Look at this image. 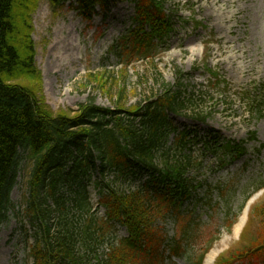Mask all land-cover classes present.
<instances>
[{"label": "rangeland", "instance_id": "obj_1", "mask_svg": "<svg viewBox=\"0 0 264 264\" xmlns=\"http://www.w3.org/2000/svg\"><path fill=\"white\" fill-rule=\"evenodd\" d=\"M164 1L173 31L149 55L121 57L122 39L134 16L133 5L123 1L97 8L93 20L84 21L69 4L54 11L48 0H39L32 15V40L41 74L40 93L53 114L73 116L91 98L96 106L112 110L118 91H125V106L137 105L159 93L161 83L176 90V75L182 72L180 95L192 96L194 104L181 113L170 112L168 117L180 131L191 130V138L198 135L183 151L194 161L186 177L197 188L181 208L200 221V232L186 253L170 257L164 250L161 264H192L190 259L194 262L200 254L196 251L215 239L213 247L221 252L228 249L223 257L231 251H246L264 228L251 213L241 241L226 228L244 199L264 184V4L260 8L264 0ZM205 69L219 77L209 76ZM89 75H100L104 82H95ZM196 113L205 120H198ZM173 142L174 134H170L164 149L174 148ZM227 142L240 144L242 155L231 154ZM22 154L0 226V264L32 261L28 248L34 243L36 228L24 211L32 163ZM91 174L86 185L93 211L99 216L104 209L95 206L106 183L127 191L144 180L117 179L109 173L98 186V174L93 170ZM69 191L62 187L68 197L72 196ZM262 197L264 192L254 201ZM69 217L75 226L80 223L77 210L72 209ZM156 227L166 239L163 251L175 234L173 217L159 218ZM115 228L117 238L126 236L124 228ZM107 251L99 248L97 261L90 263L105 264L102 255Z\"/></svg>", "mask_w": 264, "mask_h": 264}, {"label": "trees", "instance_id": "obj_2", "mask_svg": "<svg viewBox=\"0 0 264 264\" xmlns=\"http://www.w3.org/2000/svg\"><path fill=\"white\" fill-rule=\"evenodd\" d=\"M48 1L54 10L70 1L84 21H91L96 7L103 9L108 3ZM126 1L134 4V28L122 39L121 57L149 55L172 31L166 1ZM38 3L0 0V225L21 150L32 163L24 208L37 230L35 245L30 249L32 264H90L97 259L96 255L90 256L108 240L113 222L125 227L128 237L117 245L111 243L105 264H161L160 249L165 239L154 224L169 211L176 231L165 249L175 256L186 252L200 232V221L189 212L177 210L197 188L185 176L194 166L191 157L183 153L189 133L177 132L168 118L169 112L181 113L194 104L190 98L181 99V72L176 90L161 83L159 93L137 105L125 106V91H118L113 110L96 106L91 98L73 116L53 114L41 96V74L35 65L32 15ZM89 77L104 82L100 75ZM195 116L205 119L200 113ZM171 133L175 134L174 148L166 150L164 145ZM237 152L240 155L241 151ZM71 160L72 165L65 171ZM96 160L102 175L109 169L127 176L136 171L149 174L139 190L119 193L111 189L102 194L100 203L106 219L91 213L83 185ZM62 187L70 189L72 196H66ZM72 209L81 214L77 226L69 217ZM252 218L264 226V199L253 206ZM257 237L251 240L253 245L248 250L232 253L217 264L264 261V228Z\"/></svg>", "mask_w": 264, "mask_h": 264}, {"label": "bare ground", "instance_id": "obj_3", "mask_svg": "<svg viewBox=\"0 0 264 264\" xmlns=\"http://www.w3.org/2000/svg\"><path fill=\"white\" fill-rule=\"evenodd\" d=\"M263 4H264V3L261 4L260 8L263 7ZM242 221H243V220H242ZM242 221L239 223L238 226L235 227V234L240 230V228H241V226H242ZM217 254H218V251H217V250H212V251L207 255L204 264H212Z\"/></svg>", "mask_w": 264, "mask_h": 264}]
</instances>
